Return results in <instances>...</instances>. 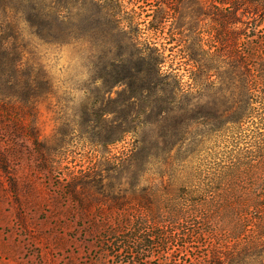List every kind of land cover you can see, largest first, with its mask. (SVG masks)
Returning <instances> with one entry per match:
<instances>
[{"label":"rangeland","instance_id":"rangeland-1","mask_svg":"<svg viewBox=\"0 0 264 264\" xmlns=\"http://www.w3.org/2000/svg\"><path fill=\"white\" fill-rule=\"evenodd\" d=\"M185 1L158 26L152 0H0V264H124L102 241L124 196L220 156L221 94L171 39L199 31Z\"/></svg>","mask_w":264,"mask_h":264},{"label":"trees","instance_id":"trees-1","mask_svg":"<svg viewBox=\"0 0 264 264\" xmlns=\"http://www.w3.org/2000/svg\"><path fill=\"white\" fill-rule=\"evenodd\" d=\"M152 1L158 26L186 2ZM199 1L197 34L171 39L192 63L190 87L204 76L198 84L221 94L220 156L203 168L171 166L168 182L124 196L118 224L102 232L106 255L124 264H264V0ZM152 52L157 63L166 59Z\"/></svg>","mask_w":264,"mask_h":264}]
</instances>
